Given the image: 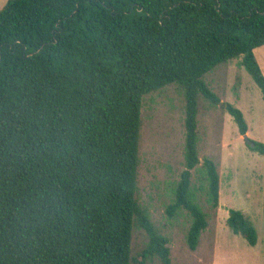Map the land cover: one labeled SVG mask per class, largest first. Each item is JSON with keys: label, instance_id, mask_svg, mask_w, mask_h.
Returning a JSON list of instances; mask_svg holds the SVG:
<instances>
[{"label": "trees", "instance_id": "16d2710c", "mask_svg": "<svg viewBox=\"0 0 264 264\" xmlns=\"http://www.w3.org/2000/svg\"><path fill=\"white\" fill-rule=\"evenodd\" d=\"M264 44V0H7L0 8V264H171L168 238L136 197L143 96L176 84L184 99L183 169L166 206L189 217L197 247L207 215L196 200L197 96L243 113L203 76L240 57L264 98L253 54ZM264 156V143L253 140ZM218 207L216 163L200 167ZM264 215V199L262 205ZM226 224L249 245L253 223ZM134 226L147 241L131 255Z\"/></svg>", "mask_w": 264, "mask_h": 264}, {"label": "rangeland", "instance_id": "374dc122", "mask_svg": "<svg viewBox=\"0 0 264 264\" xmlns=\"http://www.w3.org/2000/svg\"><path fill=\"white\" fill-rule=\"evenodd\" d=\"M253 54L264 75V44L254 48ZM239 61L240 57L219 63L203 79L221 102L243 113L248 138L264 143V98ZM196 114L200 161L192 170L193 193L208 222L196 249H189L185 241L188 215L181 211L169 217L165 211L174 198L184 160V99L182 89L174 83L143 96L135 197L168 238L171 264H264V156L245 143L222 105H212L198 94ZM204 157L216 163L219 174L215 209L205 200L206 185L200 169ZM230 208L241 210L253 223L257 233L254 246L226 224ZM146 241L145 231L134 226L131 255L138 260ZM143 262L161 264L157 258Z\"/></svg>", "mask_w": 264, "mask_h": 264}, {"label": "water", "instance_id": "95a60500", "mask_svg": "<svg viewBox=\"0 0 264 264\" xmlns=\"http://www.w3.org/2000/svg\"><path fill=\"white\" fill-rule=\"evenodd\" d=\"M242 137H243V139L245 140V143H246L247 145H249V146H253V145H254L253 141H252L251 139L248 138V136H247L246 133L242 134Z\"/></svg>", "mask_w": 264, "mask_h": 264}, {"label": "crops", "instance_id": "0c3cea01", "mask_svg": "<svg viewBox=\"0 0 264 264\" xmlns=\"http://www.w3.org/2000/svg\"><path fill=\"white\" fill-rule=\"evenodd\" d=\"M7 0H0V8L5 4Z\"/></svg>", "mask_w": 264, "mask_h": 264}]
</instances>
